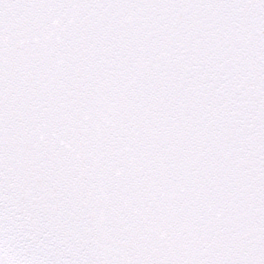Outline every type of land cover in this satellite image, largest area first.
Segmentation results:
<instances>
[{
  "label": "snow or ice",
  "instance_id": "6c2138e0",
  "mask_svg": "<svg viewBox=\"0 0 264 264\" xmlns=\"http://www.w3.org/2000/svg\"><path fill=\"white\" fill-rule=\"evenodd\" d=\"M0 264H264V0H0Z\"/></svg>",
  "mask_w": 264,
  "mask_h": 264
}]
</instances>
